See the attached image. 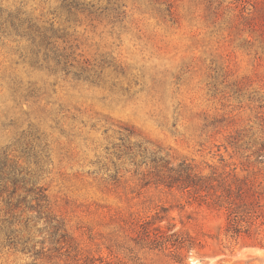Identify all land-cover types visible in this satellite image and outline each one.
I'll use <instances>...</instances> for the list:
<instances>
[{
  "label": "rangeland",
  "instance_id": "374dc122",
  "mask_svg": "<svg viewBox=\"0 0 264 264\" xmlns=\"http://www.w3.org/2000/svg\"><path fill=\"white\" fill-rule=\"evenodd\" d=\"M0 163V264H264V0H0Z\"/></svg>",
  "mask_w": 264,
  "mask_h": 264
},
{
  "label": "trees",
  "instance_id": "16d2710c",
  "mask_svg": "<svg viewBox=\"0 0 264 264\" xmlns=\"http://www.w3.org/2000/svg\"><path fill=\"white\" fill-rule=\"evenodd\" d=\"M163 184H166V187H168V188H172L174 185L179 184L182 189L189 190L190 188L198 187L199 180L197 181L194 179V177H191L190 175H186L185 179H183V180L174 179V180H170L168 182H164ZM0 188H1L0 193L2 191H6V189L4 187L0 186ZM247 194H248V190H245L242 187V185L236 187L235 193L230 192V186L228 187L227 193H226V200H225L224 204H225V208L227 209V211H229V216L233 217L234 220L237 217L238 208L246 206ZM252 196H254V195H252ZM260 197H262V199H264V195L261 196V194H258L255 202L253 203L252 209H254V207L260 209V207H261L260 206ZM263 209H264V207H263ZM250 213H252V211L248 212V214H250ZM262 216H264V212L262 213ZM140 229L141 230L139 232H137V237L140 240H145L150 245H154V246H158L160 243L163 244V241L161 242V240L165 239V237H163L162 235H157V234L151 235L150 231L144 225H141ZM173 236H174V234L172 235V237ZM169 241L170 240H168V239L164 240L165 243H167ZM173 242H172L173 243L172 245L177 243V240H174Z\"/></svg>",
  "mask_w": 264,
  "mask_h": 264
}]
</instances>
